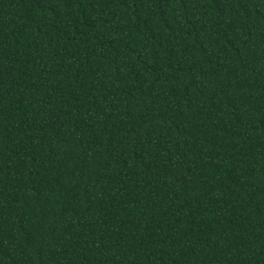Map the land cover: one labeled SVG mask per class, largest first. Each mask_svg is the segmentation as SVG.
<instances>
[{"label":"trees","instance_id":"1","mask_svg":"<svg viewBox=\"0 0 264 264\" xmlns=\"http://www.w3.org/2000/svg\"><path fill=\"white\" fill-rule=\"evenodd\" d=\"M0 264H264V0H0Z\"/></svg>","mask_w":264,"mask_h":264}]
</instances>
